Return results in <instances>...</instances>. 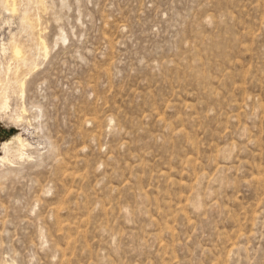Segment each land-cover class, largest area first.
Here are the masks:
<instances>
[{
  "label": "rangeland",
  "instance_id": "1",
  "mask_svg": "<svg viewBox=\"0 0 264 264\" xmlns=\"http://www.w3.org/2000/svg\"><path fill=\"white\" fill-rule=\"evenodd\" d=\"M0 90V264H264V0H0Z\"/></svg>",
  "mask_w": 264,
  "mask_h": 264
},
{
  "label": "bare ground",
  "instance_id": "2",
  "mask_svg": "<svg viewBox=\"0 0 264 264\" xmlns=\"http://www.w3.org/2000/svg\"><path fill=\"white\" fill-rule=\"evenodd\" d=\"M43 41H44L43 39L39 38L38 46L41 49H43L44 52H46V47H45V44ZM12 53L16 58H19L22 55L21 49L16 45L13 46ZM16 82L18 83V88H19L20 93H21L20 95H22L23 94V89H22L23 88V82L21 80H18V79H16ZM7 99L8 98L4 95V91L0 90V107H2L3 110L8 109ZM23 112H25V110H23ZM16 141H17V143H15V140L13 141L15 145L12 144L13 142L12 143L8 142V143H5L3 145V147L10 148L14 152L18 153L19 156H22L24 154L23 151H25L27 144L23 140H21V138H17Z\"/></svg>",
  "mask_w": 264,
  "mask_h": 264
}]
</instances>
